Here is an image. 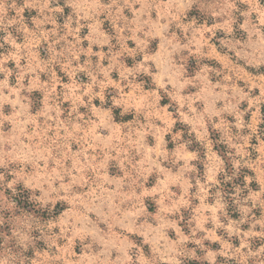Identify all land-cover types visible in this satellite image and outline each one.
<instances>
[{
	"label": "rangeland",
	"instance_id": "rangeland-1",
	"mask_svg": "<svg viewBox=\"0 0 264 264\" xmlns=\"http://www.w3.org/2000/svg\"><path fill=\"white\" fill-rule=\"evenodd\" d=\"M0 227V264H264V0H0Z\"/></svg>",
	"mask_w": 264,
	"mask_h": 264
},
{
	"label": "trees",
	"instance_id": "trees-1",
	"mask_svg": "<svg viewBox=\"0 0 264 264\" xmlns=\"http://www.w3.org/2000/svg\"><path fill=\"white\" fill-rule=\"evenodd\" d=\"M247 173H248V171H246V170L241 171V173L239 174L238 180L234 181V182H237L236 183L237 186H242L243 190L245 189V186H246V175H247ZM225 187L227 188V192H228L227 194L231 195L234 192V189L230 186V184H226ZM1 229L2 228L0 227V253L4 250L3 245H4V240L6 237V235L4 234V232ZM7 236H9L8 233H7Z\"/></svg>",
	"mask_w": 264,
	"mask_h": 264
}]
</instances>
